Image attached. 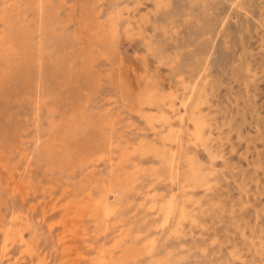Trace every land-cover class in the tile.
I'll list each match as a JSON object with an SVG mask.
<instances>
[{
	"label": "rangeland",
	"instance_id": "obj_1",
	"mask_svg": "<svg viewBox=\"0 0 264 264\" xmlns=\"http://www.w3.org/2000/svg\"><path fill=\"white\" fill-rule=\"evenodd\" d=\"M0 50V264H264V0H0Z\"/></svg>",
	"mask_w": 264,
	"mask_h": 264
},
{
	"label": "bare ground",
	"instance_id": "obj_2",
	"mask_svg": "<svg viewBox=\"0 0 264 264\" xmlns=\"http://www.w3.org/2000/svg\"><path fill=\"white\" fill-rule=\"evenodd\" d=\"M47 2H48V1H47ZM10 5H11V4H10ZM44 16H46V15H44ZM241 31H242V30H241ZM21 33H22V32H21ZM96 33H97V32H96ZM25 36H26V35H25ZM106 36H107V35H106ZM16 40H17V39H16ZM23 40H24V39H23ZM8 41H9V40H8ZM8 41H7V43H8ZM18 44H19V43H18ZM18 44H17V45H18ZM107 44H108V43H107ZM12 45H13V44H12ZM20 45H21V44H20ZM1 46H2V45H1ZM59 46H60V45H59ZM3 50H4V49H3ZM0 51H1V50H0ZM8 51H9V50H8ZM17 51H18V50H17ZM156 51H157V50H156ZM158 51H159V50H158ZM59 56H60V55H59ZM4 57H5V56H4ZM0 58H1V57H0ZM6 58H7V57H6ZM15 58H16V57H15ZM62 58H63V57H62ZM34 59H35V58H34ZM88 60H89V59H88ZM6 61H7V60H6ZM60 62H61V61H60ZM90 62H91V61H90ZM88 63H89V62H88ZM16 65H17V64H16ZM61 65H62V64H61ZM65 65H66V64H65ZM7 67H8V66H7ZM0 78H1V77H0ZM146 91H147V90H146ZM148 91H149V90H148ZM148 91H147V92H148ZM147 92H146V93H147ZM146 93H145V94H146ZM147 95H148V96H147ZM147 95H146V97L151 98V96H150L149 93H148ZM144 101H146V100H144ZM160 114H161V113H160ZM155 121H156V120H155ZM157 122H158V121H157ZM164 122H165V121H164ZM199 124H200V123H199ZM104 125H105V124H104ZM194 127H195V131H194V133H193V137H194V140H195V141H198V140H200V138H202V137H201V133H200V128H199V125H198V124H195ZM53 133H54V132H53ZM168 136H169V135H168ZM172 142H173V141H172ZM41 147H42V146H41ZM38 148H39V147H38ZM91 150H92V149H91ZM106 152H107V151H106ZM89 153H90V152H89ZM171 155H172V154H171ZM72 159H73V158H72ZM168 160L170 161L171 159H168ZM171 161H172V160H171ZM168 164H169V163H168ZM169 166H170V165H169ZM169 166H168V167H169ZM170 169H171V168H170ZM71 170H72V169H71ZM168 170H169V169H168ZM172 172H173V170H172ZM195 178H196V177H195ZM15 180H16V179H15ZM195 181H196V180H195ZM192 182H193V180H192ZM192 182H191V183H192ZM19 183H20V182H19ZM109 185H110V184H109ZM197 186H198V185H197ZM185 188H186V187H185ZM160 193H161V192H160ZM147 195H148V194H147ZM149 196H150V195H149ZM163 203H164V202H163ZM167 205H169V204H167ZM170 206H171V205H170ZM175 206H176V205H175ZM163 208H164V207H163ZM163 208H162V209H163ZM165 208H166V207H165ZM169 210H170V209H169ZM163 211H164V210H163ZM182 211H183V210H182ZM165 212H166V211H165ZM165 212H164V213H165ZM24 216H25V215H24ZM182 219H183V218H182ZM14 220H15V219H14ZM11 221H12V220H11ZM3 225H4V224H3ZM112 228H113V227H112ZM156 228H157V227H156ZM8 229H9V228H8ZM6 232H10V231H6ZM68 232H69V231H68ZM3 234H4V233H3ZM6 234H7V233H6ZM6 234H5V242H7V241H11V240L9 239V237H8ZM8 234H9V233H8ZM10 235H12V234H10ZM12 237H13V236H12ZM12 237H10V238H12ZM2 238H3V237H2ZM13 239H14V237H13ZM13 239H12L11 242H13ZM61 240H62V239H61ZM3 241H4V240H3ZM17 242H18V241H17ZM118 242H119V241H118ZM128 242H129V241H128ZM9 243H10V242H9ZM15 243H16V242H15ZM21 243H22V242H21ZM147 243H150V242H147ZM2 244H3V242H2ZM7 244H8V243H7ZM13 244H14V243H13ZM24 244H25V243H24ZM144 244H145V243H144ZM25 245H26V244H25ZM14 246H15V245H14ZM58 246H59V244H58ZM1 247H2V246H1ZM0 249H1V248H0ZM2 249H3L4 253H5V252H7L8 246H5V247H4V245H3V248H2ZM10 250H11V249H10ZM23 250H24V249H23ZM142 252H143V251H142ZM146 252H147V251H146ZM28 254H29V253H28ZM137 255H138V254H137ZM2 256H3V255H2ZM80 256H81V255H80ZM3 257H4V256H3ZM157 257H158V256H157ZM85 259H86V258H85ZM93 259H94V258H93ZM15 260H16V259H15Z\"/></svg>",
	"mask_w": 264,
	"mask_h": 264
}]
</instances>
